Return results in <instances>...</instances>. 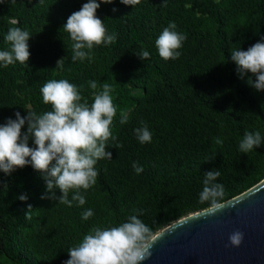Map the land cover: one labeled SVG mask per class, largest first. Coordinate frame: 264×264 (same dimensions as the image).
I'll return each mask as SVG.
<instances>
[{
  "label": "trees",
  "instance_id": "obj_1",
  "mask_svg": "<svg viewBox=\"0 0 264 264\" xmlns=\"http://www.w3.org/2000/svg\"><path fill=\"white\" fill-rule=\"evenodd\" d=\"M86 2L0 0V51L11 48L5 40L9 28L32 34L28 64L0 66V125L15 119L17 111L26 116L28 109L38 115L51 110L40 88L53 79L76 85L89 105L93 91L107 83L117 107L111 128L117 140L106 148L112 159L95 165L96 184L80 190L84 205L42 199L50 193L31 165L11 175L0 171V264H64L69 248L92 228L118 226L137 214L135 209L144 210L139 218L157 233L209 207L199 201L206 171H220L224 201L264 179V143L247 154L239 150L245 131L264 137V91L248 83L249 76L255 80L251 73L241 79L231 60L233 49L247 50L264 37V0H141L134 7L120 0L101 3L96 15L116 41L94 46L91 62H73L74 42L63 25ZM14 19L15 25L10 23ZM170 22L187 39L178 49L181 56L165 61L155 41ZM142 50L149 52L148 59L139 58ZM92 80L96 90L89 86ZM121 112L128 116L125 124ZM141 121L152 133L151 143L141 144L135 135ZM29 146H35L31 138ZM54 191L61 195L58 188ZM24 194L27 199L21 201ZM87 209L94 215L83 220Z\"/></svg>",
  "mask_w": 264,
  "mask_h": 264
},
{
  "label": "clouds",
  "instance_id": "obj_2",
  "mask_svg": "<svg viewBox=\"0 0 264 264\" xmlns=\"http://www.w3.org/2000/svg\"><path fill=\"white\" fill-rule=\"evenodd\" d=\"M113 0H88L80 10L73 12L63 25L70 34L72 44L71 60L90 62L94 56V46L115 43L116 34H109L103 21L96 15L101 3L109 4ZM124 5L132 7L139 5L141 0H120ZM113 11H116L113 8ZM17 24V20H11ZM176 24L170 22L155 43L162 59L176 60L181 56L178 51L186 34L175 31ZM30 34L20 27L9 28L5 36L10 42V50L0 51V66L8 67L15 62L21 65L28 64L30 52L28 41ZM141 60L148 59L150 54L146 50L137 53ZM64 58L57 61L62 64ZM231 60L237 65V73L243 79L248 73L255 76V80L248 77V83L258 91H264V37L251 45L247 50L233 49ZM91 89L96 90L97 81H89ZM114 91L111 85L102 84V91H93V102L84 98L77 86L68 80H49L40 88L43 103L51 105V110L37 114L28 109L26 116L17 111L15 119L6 118L0 125V171L11 175L17 168L31 165L45 180L50 195H42V199L57 200L59 203L72 206L73 201L79 205L86 203L80 190H87L94 186L99 175L95 165L99 160L112 159V153L107 151L109 141L115 142L117 137L111 128L117 114V107L113 104ZM27 122V130L22 128ZM128 122V116L120 114V123ZM142 127L134 130L141 144L151 143L152 133L147 124L141 121ZM32 139L34 147L29 146ZM215 142L222 141L216 138ZM264 143V137L259 131H245L240 141L241 153H248ZM112 146L122 147L119 143ZM215 153H212L214 158ZM30 158V159H29ZM137 174L143 168L133 162ZM221 173L210 170L204 173L203 189L199 193V201L207 202L208 214L216 215L226 207L223 200L225 189L222 183L217 182ZM5 189L7 185L5 184ZM58 188L61 195L57 196ZM72 193L71 199L69 194ZM21 201L27 199L26 194L18 197ZM31 209V205L28 206ZM137 214L130 215L126 222L118 226L101 229L94 227L83 236L78 246L69 248L70 258L64 264H141L152 255V247L159 238V233L146 225L140 218L144 210H133ZM94 215L91 209L82 213L81 218L88 220ZM27 216V213H26ZM244 239V233L236 230L229 235L231 246L239 247Z\"/></svg>",
  "mask_w": 264,
  "mask_h": 264
},
{
  "label": "water",
  "instance_id": "obj_3",
  "mask_svg": "<svg viewBox=\"0 0 264 264\" xmlns=\"http://www.w3.org/2000/svg\"><path fill=\"white\" fill-rule=\"evenodd\" d=\"M224 202L214 216L205 208L165 226L141 264H264V179ZM236 230L239 247L229 243Z\"/></svg>",
  "mask_w": 264,
  "mask_h": 264
},
{
  "label": "rangeland",
  "instance_id": "obj_4",
  "mask_svg": "<svg viewBox=\"0 0 264 264\" xmlns=\"http://www.w3.org/2000/svg\"><path fill=\"white\" fill-rule=\"evenodd\" d=\"M162 229H163V228H162ZM158 232H159V231H158ZM158 232H157V233H158Z\"/></svg>",
  "mask_w": 264,
  "mask_h": 264
}]
</instances>
